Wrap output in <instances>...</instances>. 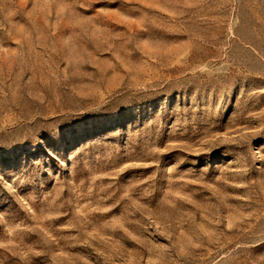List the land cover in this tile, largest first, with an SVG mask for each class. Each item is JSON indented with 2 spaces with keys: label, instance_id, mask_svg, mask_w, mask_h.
Masks as SVG:
<instances>
[{
  "label": "rangeland",
  "instance_id": "1",
  "mask_svg": "<svg viewBox=\"0 0 264 264\" xmlns=\"http://www.w3.org/2000/svg\"><path fill=\"white\" fill-rule=\"evenodd\" d=\"M0 264H264V0H0Z\"/></svg>",
  "mask_w": 264,
  "mask_h": 264
}]
</instances>
